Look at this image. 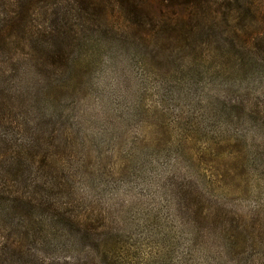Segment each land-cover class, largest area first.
I'll return each instance as SVG.
<instances>
[{
    "label": "rangeland",
    "instance_id": "obj_1",
    "mask_svg": "<svg viewBox=\"0 0 264 264\" xmlns=\"http://www.w3.org/2000/svg\"><path fill=\"white\" fill-rule=\"evenodd\" d=\"M73 8L0 0V264H264V22Z\"/></svg>",
    "mask_w": 264,
    "mask_h": 264
},
{
    "label": "trees",
    "instance_id": "obj_2",
    "mask_svg": "<svg viewBox=\"0 0 264 264\" xmlns=\"http://www.w3.org/2000/svg\"><path fill=\"white\" fill-rule=\"evenodd\" d=\"M44 2L46 0H40ZM79 15L102 17L115 14L125 18L130 24H157L149 29L154 36L163 37L167 33H182L193 21L205 19L209 22H238L243 26L248 20L261 19L264 22V0H254L251 7L243 4L244 0H66ZM215 20V21H214ZM15 22V21H14ZM16 23V22H15ZM178 35V34H177ZM256 40H263L260 35ZM3 37L0 36L2 42Z\"/></svg>",
    "mask_w": 264,
    "mask_h": 264
}]
</instances>
